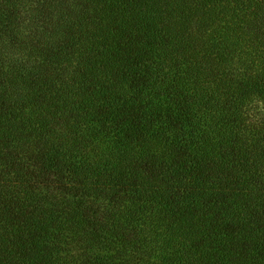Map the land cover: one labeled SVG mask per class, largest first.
Instances as JSON below:
<instances>
[{
    "label": "trees",
    "instance_id": "1",
    "mask_svg": "<svg viewBox=\"0 0 264 264\" xmlns=\"http://www.w3.org/2000/svg\"><path fill=\"white\" fill-rule=\"evenodd\" d=\"M0 264H264V0H0Z\"/></svg>",
    "mask_w": 264,
    "mask_h": 264
}]
</instances>
